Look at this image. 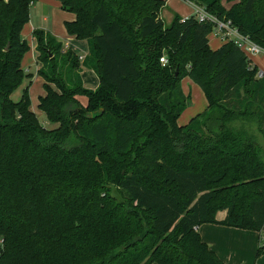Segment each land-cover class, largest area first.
Instances as JSON below:
<instances>
[{
    "label": "trees",
    "instance_id": "1",
    "mask_svg": "<svg viewBox=\"0 0 264 264\" xmlns=\"http://www.w3.org/2000/svg\"><path fill=\"white\" fill-rule=\"evenodd\" d=\"M33 1L0 0V264H224L201 241L204 224L258 232L264 255V74L246 54L229 42L210 49L213 25L194 16L164 26L167 0H54L75 16L64 27L88 55L81 63L32 32L38 108L57 124L46 129L27 87L10 98L30 78L21 30ZM182 1L264 49V0H229L228 10ZM185 76L207 107L178 126Z\"/></svg>",
    "mask_w": 264,
    "mask_h": 264
},
{
    "label": "rangeland",
    "instance_id": "2",
    "mask_svg": "<svg viewBox=\"0 0 264 264\" xmlns=\"http://www.w3.org/2000/svg\"><path fill=\"white\" fill-rule=\"evenodd\" d=\"M229 0H221V4L227 7ZM54 0H34L29 9V21L23 26L21 30V36L26 41L28 47L31 48L33 44L32 30H45L52 33L55 38L62 44V47H67L72 53L78 57H82L87 53V43L84 40H76L70 37L64 27V20L71 13L66 14L60 10L53 9ZM161 21L164 26H169L175 15L184 18L191 17L194 15L193 8L182 0H168L165 6L162 8ZM208 46L212 50H216L222 43L214 33L208 36ZM162 55L166 57V46H161ZM253 65H255L259 72L264 74V54L259 56H247ZM167 58V57H166ZM30 61V53L24 58V63ZM80 61V60H79ZM81 63L83 60L80 61ZM36 64L32 60L24 68L25 73L30 76L29 79H24L22 85L10 96L11 100L18 102L21 98L22 91L27 87L28 97L30 100V110L35 114L39 123L46 129H53L57 127V124L49 123L43 112L38 108V99L44 95V85L42 79L37 75ZM85 74L84 82L85 88H91L97 83L96 76L93 72L87 70L83 71ZM86 74L89 75L86 77ZM181 88L185 96H189L190 105L183 111L178 117L176 124L178 126H185L189 121L198 115H200L205 106V98L199 87L194 84L188 76H185L181 80ZM79 102L83 105L86 104V98L79 97ZM230 187L227 184L228 188ZM111 195L120 200L117 190L114 186H110ZM263 256V255H262Z\"/></svg>",
    "mask_w": 264,
    "mask_h": 264
},
{
    "label": "crops",
    "instance_id": "3",
    "mask_svg": "<svg viewBox=\"0 0 264 264\" xmlns=\"http://www.w3.org/2000/svg\"><path fill=\"white\" fill-rule=\"evenodd\" d=\"M231 4L232 3L228 1L227 7H225L224 5L223 7L228 10ZM189 5L194 10V6L191 4ZM53 9L60 10L61 12L66 13L61 10L59 3L56 1H54ZM66 14H69V13H66ZM160 17H161V14H160ZM74 18L75 16L73 14H70V16H67V18H65L64 22L73 21ZM186 18L188 17H184L182 19H186ZM33 31L34 30H32V32ZM32 32H31V35H32ZM46 32L50 33L49 31H46ZM50 34L53 35L52 33ZM31 48L32 49H30L29 47L28 51L24 54L22 61H21V68L24 70V68L28 65V63H30L33 60L36 64V67H37L36 72H37L39 67L36 63L37 54L35 51L34 40H33V44ZM63 49L69 50L67 49V47H64ZM29 53H30V61L28 60L27 62L24 63V58ZM87 55H88V48H87V53L79 58L83 60L84 58H86ZM84 70L93 72L92 70H88L84 68L82 69V71L80 72V76L82 79L83 86L85 85V82H84L85 74L83 72ZM88 76L89 75L86 74V77ZM96 79H97V83L93 87L88 88L89 90H95L98 87L99 80L97 76H96ZM206 107H207V103L205 100L204 110L206 109ZM225 215H226L225 211H219L216 213L215 218L217 221H222L225 218ZM196 231L201 241L205 243L218 256V258L224 264H263L264 263V255L260 256L259 258H257L256 256V252H257L259 240H260V234L258 232L247 231V230H242V229L232 228V227H226V226L219 225V224H204V225H201L199 228H197Z\"/></svg>",
    "mask_w": 264,
    "mask_h": 264
},
{
    "label": "built area",
    "instance_id": "4",
    "mask_svg": "<svg viewBox=\"0 0 264 264\" xmlns=\"http://www.w3.org/2000/svg\"><path fill=\"white\" fill-rule=\"evenodd\" d=\"M195 19L199 23H210L213 25L211 33L220 39L223 43H232L246 56H259L264 54V49L253 43L247 36L242 35L229 22L218 20L216 17L208 14L204 9L194 6ZM81 60V58H79ZM159 62L162 65L167 63L164 57H161ZM263 73L258 71L257 77L261 78Z\"/></svg>",
    "mask_w": 264,
    "mask_h": 264
}]
</instances>
